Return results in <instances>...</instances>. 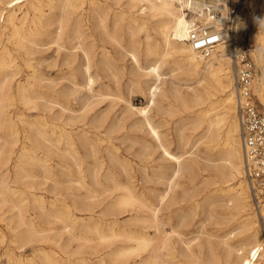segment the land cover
Returning a JSON list of instances; mask_svg holds the SVG:
<instances>
[{
	"label": "bare ground",
	"instance_id": "6f19581e",
	"mask_svg": "<svg viewBox=\"0 0 264 264\" xmlns=\"http://www.w3.org/2000/svg\"><path fill=\"white\" fill-rule=\"evenodd\" d=\"M122 1L0 0V206L5 209L0 220L6 223L10 239L0 252V260L4 258L3 264H264L262 225L251 210L249 186L242 180L243 144L230 39L208 54L192 48L188 42L190 28L198 24L208 27L214 20L211 12H198L193 0ZM229 2L224 3V12L238 0ZM249 8L264 18L263 0H249ZM248 10L242 8L240 15ZM242 17L235 23L238 43L248 27V18ZM124 22L130 33L127 45L117 31ZM262 30L258 34L261 45L255 50H262L256 63L264 73ZM142 31L145 37L141 40ZM107 43L116 44L138 66L142 64V50L152 57L153 63L143 68L144 75L155 78L148 87L149 109L159 97L174 98L195 112V129L205 125L201 139L210 144L212 155L219 156L214 160L219 162L214 165L213 193L225 202L217 233H206V238L188 236L192 213L183 212L182 203L193 196L187 200L186 191L178 196L176 190L178 178L192 166L183 157L189 151H170L148 108L139 110L143 117L137 125L146 128L174 169L169 176L155 171L151 175L144 165L142 180L148 182L156 176L165 184L162 190L141 189L134 183L131 160L118 146L109 144L110 136L104 138L89 128L72 132L62 127L58 133L54 128L49 130L46 121L37 122L38 113L33 111L54 114L56 106L60 118L69 112L63 117L66 125L87 119V112L76 114L70 101L75 87L83 85L94 94V86L104 84V73L109 71L116 78ZM51 45L58 48L53 61L37 56L43 47ZM62 50H66L65 56L60 59ZM80 56L82 60L76 63ZM164 64L183 75L178 82L186 90L178 85L163 87ZM63 82L73 87L64 84L58 89ZM254 92L264 104V76L256 75ZM94 95L107 94L99 89ZM15 98L32 111L33 119L27 120L24 112L11 109ZM18 122L24 126L23 136ZM88 122L99 130L105 126L106 117L95 115ZM179 137L184 145L191 142L182 133ZM151 146H143V158ZM100 148L104 149L103 156L99 155ZM82 164L87 168L73 170V165ZM115 166L126 174L125 181L119 179ZM126 213L129 217L120 223L117 217ZM108 215L115 218L108 220ZM5 240L6 233H0V244ZM28 246L32 255L23 256Z\"/></svg>",
	"mask_w": 264,
	"mask_h": 264
},
{
	"label": "rangeland",
	"instance_id": "374dc122",
	"mask_svg": "<svg viewBox=\"0 0 264 264\" xmlns=\"http://www.w3.org/2000/svg\"><path fill=\"white\" fill-rule=\"evenodd\" d=\"M122 3H125V0H123ZM248 12L249 13H245V14L243 12L244 14L243 17L248 18V22H247L248 30L246 34H242L239 40L245 46L252 47L253 49L252 53L255 58V62H257L258 61L256 60L257 55L258 54L263 55L262 50L260 48L259 50H255V46L260 47L261 45L258 34L262 29L258 28L256 22V18H260V16L257 11L255 14V12H253V10H251L250 8ZM243 17L242 19H244ZM112 18L113 15L111 16L110 21L112 20ZM110 23L112 26L113 20ZM126 28L127 27L124 22L121 23L120 28H118L117 30L118 34L123 38V42L125 45H127L130 40V33L127 31ZM144 37H145V31H142L139 34V39L142 40ZM106 47L109 49V52L112 54L114 58V70L115 72L117 71L116 72L117 76L116 78H114L109 71L104 73V75L106 74L107 76V77L105 76L103 79L104 84L102 85L101 83H97L94 86V88L96 89L94 94L97 93L99 89H101L107 95L103 97L95 96L92 92L88 91L82 85L75 87L74 97L70 101L72 108H74L77 111L76 114L87 112L88 117L84 122L83 121L78 122L73 126L66 125L64 123L65 121L64 118L67 117L69 112L65 113L66 115L63 116L64 118L63 117L60 118L58 116L59 114H56L60 110L58 106L54 108V114L53 112L47 113L42 110H36L33 112L38 113L39 120H37V122L45 123L46 121L48 125L47 128L49 130L54 128L58 133L60 132L62 127H65V129L71 130L72 132H78L83 130L84 128H89L90 130H92V132H97L99 135L103 136L104 138H108V136H110V139H107L109 144H115L116 146H118L119 152L124 157H127L131 160L130 169L134 171V180H135L134 183H136L138 187L141 189L145 187H149L157 190H162L164 189L165 184L163 182H160V180L156 176H153L151 179H149L148 182L142 180L141 169L145 165L146 168H148V172H150L151 175L153 174V171H155L158 173L166 172L167 176H169L174 169V164L172 161L164 157L163 149L160 147L158 148L156 143L152 140L151 136L148 134L146 128L137 125L138 122L143 117L142 113H140L139 110L142 108L147 109L148 105L150 104L148 87L150 84H152L155 81V78L144 75L143 68H146L149 64L153 63L152 57L147 56L146 53L142 50L140 52V63L142 64L138 66V64L134 63L132 57L129 54L122 52L116 44L107 43ZM65 51L66 50H62L60 52V57H59L60 59H63V57L65 56ZM229 52H230V44H229ZM57 54H58L57 45H51L50 48H47V46L43 47V50L40 51L37 54V56L41 58H47L49 62V61H53V59L57 56ZM81 60H82L81 56L77 57L76 63H78ZM256 66L258 70L257 73L258 76H264L263 70L260 67H258V63H256ZM231 70L234 77L233 61H231ZM161 72L163 78H165V84L163 86L165 89L171 88L172 85H178L182 89L186 90V86L181 85L178 82L179 79L183 78V75L178 74L177 71H172L168 64L163 65ZM64 84L68 85L70 88L73 87L70 83L63 82L58 86V89L63 87ZM234 88H235V77H234ZM40 89L42 91L49 90V88H40ZM119 96L121 98H119ZM257 98L259 100V103L264 107V104L260 101L258 96ZM126 100H128L130 103L128 101L126 102ZM11 103L13 104L11 108L13 111L24 112L25 119L27 120L33 119L31 116L32 114H30L32 113V111L28 110L16 98L15 100L13 99ZM237 109L238 106H236V110ZM195 110H199V108ZM149 114L153 117L154 122L158 124V129L161 132L165 142L169 144L168 148L170 149V151L176 154H182L185 151H189L186 154H184L183 157L184 159L186 158L187 159L186 162L191 163L192 166H190L189 170L187 169L183 173V175L180 178H178L180 186H178L176 190L178 196H182L184 191H186L187 200L188 197L190 198L191 196H193L192 200L185 201L182 203L183 206L185 207L183 212L187 211L185 213H192L191 216L192 221H190V226L188 227V230L191 234L188 236L200 235L202 236V238H206L205 237L207 235L206 233H217L219 228L221 227L219 222L222 221L223 213L225 212V208H224L225 202L220 199V196L218 194L213 193L215 190L214 189L215 185L212 184L213 181L215 180L214 165L219 162L217 160L216 161L214 160L218 159L219 156L218 153L212 155V152L209 150L210 144H208V142H206L205 139H201V134L203 133V128L205 125L202 124L201 127L195 129L196 125L195 123H193L195 112H193L192 109H186L183 106L182 101H176L174 98L166 99L163 97H159L158 103L150 107ZM13 115H17V114H13ZM95 115L106 117L105 126L99 130L93 129L91 127V124L88 122ZM18 126H19L20 136L21 135L23 136L24 126L21 122H18ZM25 126L28 127L27 125ZM180 133L184 134L186 137H189V139L191 138V142H189L187 145H184V142H182L179 137ZM239 136H240V124H239ZM195 141L197 142L194 144ZM144 145H152L150 148L148 147L147 149L148 152L146 156L147 158H143L141 154ZM20 147L21 145L17 147L16 151H18ZM192 152L193 154H191ZM103 154H104V149L100 148L99 155L103 156ZM92 160L94 159L91 158L90 161ZM51 164L55 165L56 164L55 160L51 161ZM86 166H87L86 164H82L81 166L73 165L72 168L73 170L77 171L79 167H81V169H86L87 168ZM105 166H109V162L108 163L106 162ZM37 169L39 170L41 168L37 166ZM104 169L105 167L102 169V172H104ZM113 170L117 172L120 180L125 181L127 179L126 174L123 173L118 166H115ZM242 180L243 181L245 180L244 183L247 182V185L249 186L246 176L242 177ZM103 181L107 184H111L109 180H104V178ZM144 190L148 192L147 189ZM249 193H250V188H249ZM48 198H50V196H48ZM108 199L110 200V198ZM108 199L106 201H108ZM251 204H252L251 208L253 207L251 210L255 211L254 213H256L255 215H257V221L260 225H262L261 229L263 230V224H264L263 220L254 209V205L252 201ZM190 205H194V206L191 208ZM0 209H1L0 212H3L5 210L4 207L2 208L1 206ZM76 213L78 215L82 214L86 216L85 212L77 211ZM128 214L130 215V213H126V214H121L119 217H117L120 219L119 220L120 223H123L129 217ZM106 218L108 220H112L115 217L113 215H108ZM228 227H230V225H228L226 228ZM2 232L6 233V240L4 243L0 244V252L4 251L5 245L8 244L10 241L9 229L6 226V223L0 220V233ZM38 246L39 244L36 245V247ZM47 247L51 248L52 245L49 244L47 245ZM31 250H32L31 246L26 247L25 250L22 251L23 256L32 255ZM0 262H2L3 264L4 258H1Z\"/></svg>",
	"mask_w": 264,
	"mask_h": 264
},
{
	"label": "built area",
	"instance_id": "2783aa9c",
	"mask_svg": "<svg viewBox=\"0 0 264 264\" xmlns=\"http://www.w3.org/2000/svg\"><path fill=\"white\" fill-rule=\"evenodd\" d=\"M198 12L202 9L212 13L214 20L208 27L195 25L188 32V42L194 50L208 54L225 39H230L233 57L235 89L243 144L244 170L254 209L264 223V107L254 92L258 73L251 46L237 42L235 23L242 8L248 9L249 0L232 3L226 12L222 7L226 0H193ZM264 1V0H263ZM244 2L247 6H244ZM248 28L245 30L247 33ZM264 233V224H263Z\"/></svg>",
	"mask_w": 264,
	"mask_h": 264
},
{
	"label": "clouds",
	"instance_id": "9594fccd",
	"mask_svg": "<svg viewBox=\"0 0 264 264\" xmlns=\"http://www.w3.org/2000/svg\"><path fill=\"white\" fill-rule=\"evenodd\" d=\"M256 22L259 29H264V18H256Z\"/></svg>",
	"mask_w": 264,
	"mask_h": 264
}]
</instances>
